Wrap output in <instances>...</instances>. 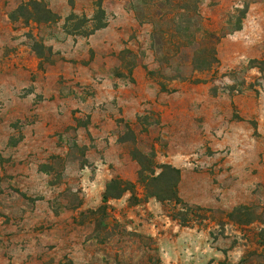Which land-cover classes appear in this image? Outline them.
Returning <instances> with one entry per match:
<instances>
[{
  "label": "rangeland",
  "instance_id": "1",
  "mask_svg": "<svg viewBox=\"0 0 264 264\" xmlns=\"http://www.w3.org/2000/svg\"><path fill=\"white\" fill-rule=\"evenodd\" d=\"M26 1L0 0V264H264V0H42L55 22L10 19ZM195 1L183 46L167 20L153 34ZM137 152L180 171V201L146 193ZM112 179L132 192L103 202Z\"/></svg>",
  "mask_w": 264,
  "mask_h": 264
},
{
  "label": "trees",
  "instance_id": "2",
  "mask_svg": "<svg viewBox=\"0 0 264 264\" xmlns=\"http://www.w3.org/2000/svg\"><path fill=\"white\" fill-rule=\"evenodd\" d=\"M174 1L172 0H164L165 7L171 9V7L175 6ZM197 1H195V4L193 5V9L189 7L181 8L183 11L188 12L186 18H180L176 20L174 17H169L168 19L158 18L157 22H152L153 25V34H160L162 32V29L159 27V23H162L163 20H167V22H170L172 26H177L178 30H174L176 36V43H179L181 46H183L181 42V38L190 30L196 29L200 26V16L197 12ZM99 12L101 15H103V10L101 9V6L98 7ZM73 18L75 16H72ZM73 18H67L66 21H70ZM12 20H18L22 19L26 22H55L57 20L56 14H54L42 0H29L26 2L21 3L14 11L11 16ZM159 27V30H157L156 27ZM104 27V23L99 22L95 26L92 27L90 32H84L85 35L92 34L95 30H98L100 28ZM217 58L215 55V51L213 47L209 49V52L207 55L203 58V65L204 66H193L194 70L198 71H207L211 70L214 65L217 64ZM134 159L139 164V171H138V181L142 184L144 187V190L149 196L155 197L160 201H180L178 195H177V185L180 180V171L169 165V164H157L154 161V155L153 154H143L140 152H137V154H134ZM156 170H159V172H156ZM159 185V186H156ZM133 186L129 182L122 181L120 179H112L108 185L106 186L105 192L103 194V202H106L109 198H118L120 197L124 192L130 191L132 192ZM246 209L244 206H240L238 208H234L233 211L229 214L230 218L233 220V216L237 213H239L241 210ZM249 222L248 220H240V223H246ZM264 231L261 232L260 239L264 246V238H263Z\"/></svg>",
  "mask_w": 264,
  "mask_h": 264
}]
</instances>
